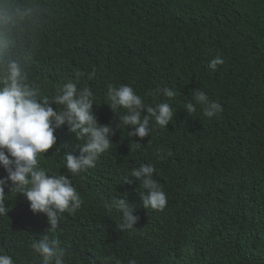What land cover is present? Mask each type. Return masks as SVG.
Instances as JSON below:
<instances>
[{
  "label": "trees",
  "instance_id": "1",
  "mask_svg": "<svg viewBox=\"0 0 264 264\" xmlns=\"http://www.w3.org/2000/svg\"><path fill=\"white\" fill-rule=\"evenodd\" d=\"M4 6L17 11L0 23L5 56L40 87L38 100L82 71L78 87L93 92L98 123L116 129L94 168L69 175L83 204L49 233L68 264H103L108 256L121 264H264V0H0ZM217 55L224 63L213 71L209 61ZM108 85L131 86L147 106L170 103L172 121L165 128L153 121L143 139L129 137L131 128H118L127 110L107 105ZM158 87L176 95L154 98ZM194 90L223 111L208 118L196 105L187 113ZM55 135L39 165L68 174L63 158L78 157L84 141L67 126ZM158 149L171 155L161 160ZM141 164L155 166L153 179L167 197L163 210L143 207L138 180L125 183ZM123 196L139 217L132 229H120L122 214L108 207ZM4 202L11 210L0 216V254L39 264L32 243L50 227L48 218L7 187Z\"/></svg>",
  "mask_w": 264,
  "mask_h": 264
},
{
  "label": "clouds",
  "instance_id": "2",
  "mask_svg": "<svg viewBox=\"0 0 264 264\" xmlns=\"http://www.w3.org/2000/svg\"><path fill=\"white\" fill-rule=\"evenodd\" d=\"M15 15V9L0 7V23L10 21ZM6 47V40L0 37V68L4 69L0 79V167L6 172V176L0 178V216H8L11 210L4 202L5 188H9V192L22 194L29 202L31 211L45 214L50 225L39 239L34 237L32 243V248L39 256V264H68L66 251L59 239L49 233L57 232L64 213L74 214L83 204L69 175L74 177L81 171L94 168L100 155L110 149L113 143L111 137L115 135L116 129L98 123L93 111V92L87 86L78 87L85 76L84 72L77 70L74 80L58 88L50 99L45 97L40 101V87L28 83V75L19 62L6 58ZM223 63V58L217 55L209 61V68L215 71ZM119 64L116 57L109 58V65L113 69L117 70ZM93 75H88V79ZM152 95L154 98L157 95L172 98L176 93L170 88L158 87ZM107 101L114 113L117 108L127 110L125 115L119 116L118 128L122 125L131 128L129 137H148L153 131L150 126L153 121L156 126L165 128L174 115L170 103L157 102L154 107L147 106L129 85H108ZM52 104L62 108L54 110ZM196 105L203 107V114L208 118L216 117L223 111L219 102L210 100L201 90H194L192 100L184 107L191 114L196 111ZM145 112L147 115H144ZM62 126H67L69 132L84 143L79 144L78 157L71 153L64 156V167L68 174H50V169L39 165L38 158L56 145L55 132ZM134 144L137 148L142 146L136 141ZM157 155L163 160L171 152L165 154L162 149H158ZM155 171L153 164H141L139 168L132 169L125 183L130 182L129 178L138 180L143 190L140 193L143 207L163 210L167 205V197L159 182L153 179ZM108 207L122 214L123 223L118 225L120 229L134 228L139 217L133 214L136 206L128 198L123 196L115 199ZM0 264H14V261L9 255L0 254ZM103 264H121V261L115 256H108ZM128 264H137V261L131 259Z\"/></svg>",
  "mask_w": 264,
  "mask_h": 264
}]
</instances>
